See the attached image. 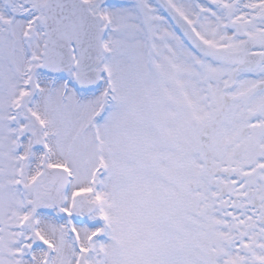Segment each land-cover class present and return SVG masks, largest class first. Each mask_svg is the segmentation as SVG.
Listing matches in <instances>:
<instances>
[{"label":"snow or ice","instance_id":"1","mask_svg":"<svg viewBox=\"0 0 264 264\" xmlns=\"http://www.w3.org/2000/svg\"><path fill=\"white\" fill-rule=\"evenodd\" d=\"M0 264H264V0H0Z\"/></svg>","mask_w":264,"mask_h":264}]
</instances>
